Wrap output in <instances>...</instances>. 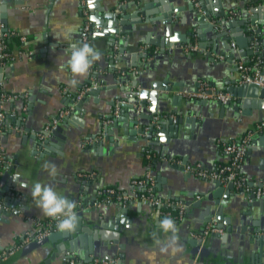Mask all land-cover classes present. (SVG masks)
<instances>
[{"label": "crops", "instance_id": "crops-1", "mask_svg": "<svg viewBox=\"0 0 264 264\" xmlns=\"http://www.w3.org/2000/svg\"><path fill=\"white\" fill-rule=\"evenodd\" d=\"M197 1L198 6L192 0H0V23L3 30L14 32L7 42L15 55L0 68V93L16 95L4 103L0 100L5 110L16 111L6 121L11 127L0 129V153L9 163L6 170L0 163V179L5 176L0 186L10 177L9 193L0 195L3 200L10 198L6 205L0 202L5 212L0 215V250L21 243L26 231L48 218L30 194L37 182L51 185L59 195L74 201L81 216L75 231L66 235L56 224L43 239L22 243L0 264H69V255L76 263L86 264L91 257L107 256L104 248L115 245L113 256L120 264H215L192 257L185 243L186 235L197 237L206 223L214 222V216L209 215L207 222L202 217L212 201L208 198L212 179L186 171L184 166L214 169L227 162L223 143L239 139L254 123L264 121V99L261 104H245L252 98L233 91L225 104L189 94L200 83L218 91L230 85L238 88V61L248 62L256 56L264 61V0ZM83 9L90 22L87 43L101 59L71 88L66 61L70 45L82 44ZM110 12L115 14L113 28L116 22L122 27L113 47L107 32L112 23L107 17ZM253 17L259 24L249 23L243 29L237 23L240 32L236 37L232 28L222 27L223 20L249 21ZM257 27L261 30L254 33ZM189 42H196L198 48H180ZM132 62L142 66H132ZM141 83L146 84L148 95L155 91L158 96L154 113L149 96L145 104L138 101ZM93 87L99 90L90 93ZM133 93L136 96L130 101L128 94ZM80 99L81 108L74 110ZM160 104L167 111L160 110ZM62 110L68 113L45 130ZM107 115L119 117L121 125L125 124L112 129L113 140L104 130L111 121ZM150 126L153 139L137 132ZM52 165L55 175H50ZM240 169L250 186L264 181V130L250 135ZM146 171L152 174L153 192L173 203L172 212L176 214V203L182 207V216L173 219L180 251H159L153 233L167 239L158 227L165 216L136 199L126 206L112 203L105 211L93 205L99 189L110 186L129 192L131 180ZM218 199L224 202L223 218L229 220L231 231L222 243L227 258L223 254L216 262L264 264V204L244 210L249 200L236 188ZM50 234L54 237L48 239ZM222 235L210 233L202 241L197 239L208 244ZM78 236V252L67 251L68 240ZM84 249L91 252L84 254ZM215 256L208 253V257Z\"/></svg>", "mask_w": 264, "mask_h": 264}, {"label": "built area", "instance_id": "built-area-1", "mask_svg": "<svg viewBox=\"0 0 264 264\" xmlns=\"http://www.w3.org/2000/svg\"><path fill=\"white\" fill-rule=\"evenodd\" d=\"M195 5L198 6L197 0H192ZM85 16V23L83 25V31L81 34V43L88 42V31L90 28V22L87 17L86 9L82 10ZM14 34L12 31L3 30V24L0 23V68L13 60L15 56L12 50L9 48L7 39L10 35ZM21 41L26 40V36L18 35ZM232 44V43H231ZM116 46V44H114ZM182 50L190 51L196 50L198 45L196 42H189L180 46ZM237 68L239 69V83H254L257 86L264 87V61L259 57H254L251 61L244 62L238 61ZM189 95L193 97H198L202 99L217 100L222 103H226L231 100L232 92L225 90H213L208 87L206 83H200L199 87L190 93ZM15 94H8L6 92L0 93V100L4 103L6 100L15 99ZM16 111L14 109L5 110L3 105L0 104V129L4 128L6 121L9 117H13ZM68 110H62L58 113L57 117H54L52 121L46 125L45 130H49L54 127L59 119L65 116ZM154 121L156 122V127H159L157 123V116ZM257 130H264V121H258L249 127L246 134L241 136L237 140L227 141L223 143V151L229 156V160L225 163L219 164L214 169H204L199 165L186 164L184 169L195 175L212 180H218L223 184L231 182L236 189H242L244 197L247 199L250 196L255 198H260L264 196V181L260 184L250 186L246 178L241 173V162L245 156L248 140L250 135ZM0 163L1 169L6 170L9 167V163L4 161L0 153ZM131 199H136L142 205H145L157 213L163 214L165 217H171L172 219H177L182 216V207L180 204L176 203L174 207L176 209V214L172 213L173 203L165 201L160 196L153 192V177L150 171L139 178H133L131 180V191H117L113 187L107 186L98 190L97 197L93 203L94 206L99 207L101 211H105L108 205L112 203H118L122 206H126V203ZM57 224V221L47 218L45 220H40L36 222L33 230L26 231L21 243L13 245L12 247L0 250V262L7 259L12 255L22 243H29L31 241L41 240L52 231L53 227ZM210 233H216L222 235L224 233L221 227H218L214 222H208L203 227L199 235L197 236L199 240H203L206 235ZM69 264H78L76 260L69 255ZM86 264H120L119 259L116 257L106 258V257H91L87 260Z\"/></svg>", "mask_w": 264, "mask_h": 264}, {"label": "water", "instance_id": "water-1", "mask_svg": "<svg viewBox=\"0 0 264 264\" xmlns=\"http://www.w3.org/2000/svg\"><path fill=\"white\" fill-rule=\"evenodd\" d=\"M257 10L254 11V13H256ZM224 14V13H223ZM2 17H4V15H1ZM114 16L115 14L113 12H110L109 15H107V17H109V19H112V23L109 22V28L107 30L110 36V46L113 47V45L115 44V36L117 34H119L120 32V27L119 26V23L116 22V26L115 28H113V25H114V22H113V19H114ZM207 15H203V17H206ZM263 20V23H264V18H262ZM237 23H239V27H243V29H247V24L251 23L252 25H256V24H259V22L257 20H255V18L253 17L251 20L247 21L246 19H239L237 22L236 20L235 21H225L223 20V25L222 27L224 29H227V28H232L231 30V33L233 34V36H237L238 33L240 32V28H237ZM261 28L260 27H257L255 29H253V32L254 33H257L258 31H260ZM229 37H227L228 39ZM249 39H252V36L249 37ZM172 43H170L171 45ZM117 51L121 52L122 51V48L121 47H118L117 48ZM137 55V54H136ZM140 57V55H138ZM134 58V56H132ZM112 64V63H111ZM120 70H123L125 69V67H123L122 65H118ZM132 66H142L141 63L139 62H132ZM145 66V65H144ZM124 76H127V73L124 72ZM123 76L120 77V80L123 81ZM239 81V79H238ZM227 82V81H225ZM145 83H141V86L142 89L141 90H138L137 91V96H138V101L139 103L141 104H145V97H150L151 99V111L152 113L155 112V110L157 109V105L155 103H157V94L155 93V91H150L149 95H148V92L146 90H144L145 88ZM240 86L235 87L234 85H230L227 87V90L230 91V92H235L237 93V95H244V96H247V97H250L252 99H249V100H246L244 103L245 104H248V103H258V104H261L262 102L260 101V99H264V87H260V86H257L256 84L254 83H240L239 84ZM153 86L158 88V86L153 83ZM99 89L98 88H91V90L89 91L90 93H94L96 91H98ZM134 95V98L136 96V93L134 94H128V98L130 99V101L133 99L131 97H133ZM229 102V101H228ZM226 102V103H228ZM135 103V101H134ZM225 103V104H226ZM82 106V99H80L79 101L76 102V105L74 107V110L76 109H80ZM158 108L160 110H163V111H167V106L165 104L163 105H159ZM76 113V111L74 112ZM108 118H111V121L107 124L104 125V130L108 133H109V139L110 140H113V135H111V133L113 132V128L116 127V126H119L121 125V119L119 117H114L112 115H107ZM122 127H125V124L121 125ZM58 130L61 129V127L58 125L57 127ZM125 132V130H123ZM137 132L139 134H144V137L146 139H153V126H150L149 129H143L142 127H140L139 129H137ZM158 137L159 139L162 141L163 138H162V135L159 133L158 134ZM164 150V148H162ZM8 172H6L7 174ZM5 175V174H4ZM5 176H3L1 179H0V183L1 181H3V178ZM9 179L10 177L7 178L6 182L0 186V195L3 194V193H9ZM234 186L231 182L227 183L226 185H222V183L218 180H212L211 184L208 186V191L210 192V196L208 198H211L212 201L210 200V203L206 205V210L204 211V213L202 214V217L203 216H206V219L204 222H207L209 221V215L211 216H214V219L213 221L218 225V226H221L225 233L221 236V237H217L216 239L219 240L217 242V240H214L212 242H209L208 244H201V242L197 239L196 235H193V236H185V243L188 245V252L193 256H198L199 259H206V260H211L213 263L215 264H218L219 262H216L217 260H221L222 259V255L224 254V256L227 258V252L224 250L225 249V245L222 246V243L225 242L226 239H228V236H229V233L231 231L230 229V226H229V220H227L226 218H223V212H225V208H224V202L220 201L218 198L220 196H227L228 195V192H230L231 190H234ZM239 191L242 192V189H239ZM10 200V198L6 197L5 200L2 199V196H0V202H2L3 205H6L7 204V201ZM19 201L22 199H18ZM249 201L246 203L245 205V209H251L253 207H255L256 205H259L260 203L264 204V196L263 197H260V198H255L254 196H250V198L248 199ZM2 213H5L3 212V210L0 208V215H2ZM205 214V215H204ZM78 216V215H77ZM81 222V216L79 215L78 216V223ZM200 231V230H199ZM198 232V231H197ZM64 234L67 235V231L64 232ZM54 237V234H50L48 236V239ZM106 237V236H104ZM106 238H109V240L113 239L111 236H107ZM78 239H81L80 236H78L77 238L76 237H72L71 239L68 240V245L66 246L67 248V251L69 252H73V251H76L75 248L79 245V242ZM118 239V238H117ZM115 242H117V240L114 239ZM117 245L113 246V247H108V248H104L107 252V256H105L106 258H113L115 256H113L115 253L114 250H115V247ZM208 246V247H207ZM118 247H121L120 245H118ZM79 250V249H78ZM78 251H76L77 253ZM88 252H91L90 249H84V254H88ZM208 253H212L214 255H217V257H208ZM226 254V255H225ZM88 256V255H87ZM120 257H122V254H119ZM89 260V259H88ZM225 263V262H224ZM226 264V263H225Z\"/></svg>", "mask_w": 264, "mask_h": 264}, {"label": "clouds", "instance_id": "clouds-1", "mask_svg": "<svg viewBox=\"0 0 264 264\" xmlns=\"http://www.w3.org/2000/svg\"><path fill=\"white\" fill-rule=\"evenodd\" d=\"M71 54L66 61V67L69 69L71 79L68 85L71 88L78 86L83 78H86L93 64L101 59L100 53L89 43L70 45ZM47 168L48 166L45 165ZM55 165L51 166L50 175L56 174ZM30 194L35 206L40 209L41 214L57 221V229L60 232H73L78 226V216L75 211L76 204L67 197L61 196L51 185H42L37 182L30 189ZM159 229L167 237L161 240L157 233H153L159 251L164 254L170 249L175 248L180 251L176 233L178 228L171 217H164L159 221ZM171 234L170 236L168 234Z\"/></svg>", "mask_w": 264, "mask_h": 264}, {"label": "trees", "instance_id": "trees-1", "mask_svg": "<svg viewBox=\"0 0 264 264\" xmlns=\"http://www.w3.org/2000/svg\"><path fill=\"white\" fill-rule=\"evenodd\" d=\"M173 211V210H172ZM173 214H175V212H172Z\"/></svg>", "mask_w": 264, "mask_h": 264}]
</instances>
